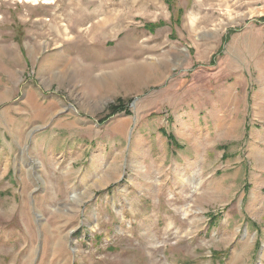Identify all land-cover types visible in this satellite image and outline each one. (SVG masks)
I'll list each match as a JSON object with an SVG mask.
<instances>
[{
	"label": "rangeland",
	"instance_id": "374dc122",
	"mask_svg": "<svg viewBox=\"0 0 264 264\" xmlns=\"http://www.w3.org/2000/svg\"><path fill=\"white\" fill-rule=\"evenodd\" d=\"M263 108L264 0H0V264H264Z\"/></svg>",
	"mask_w": 264,
	"mask_h": 264
},
{
	"label": "bare ground",
	"instance_id": "6f19581e",
	"mask_svg": "<svg viewBox=\"0 0 264 264\" xmlns=\"http://www.w3.org/2000/svg\"><path fill=\"white\" fill-rule=\"evenodd\" d=\"M90 34V33H89ZM79 35V34H78ZM50 61V60H49ZM48 61V62H49ZM55 61V60H54ZM53 63V62H52ZM136 68V67H135ZM139 68V67H138ZM136 70V69H135ZM135 70H130L129 72H126L127 73V79H126V83H125V85L128 87L129 86V84L130 85H133L132 83H130V77H132V76H136V72H134ZM117 78L118 77H116L115 76V74H113L112 76H111V79H112V81L115 83V81L117 80ZM125 78V77H124ZM124 78H121V79H124ZM136 79L138 80V78H133L132 79V82H134V81H136ZM119 84V83H118ZM263 110H264V108H263ZM222 122V121H221ZM233 123V122H232ZM225 124V123H224ZM221 130V129H220ZM204 195V194H203Z\"/></svg>",
	"mask_w": 264,
	"mask_h": 264
}]
</instances>
